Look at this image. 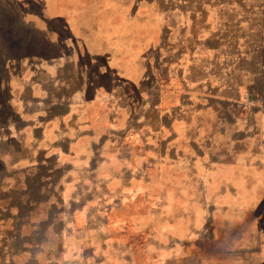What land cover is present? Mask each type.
<instances>
[{
  "label": "rangeland",
  "instance_id": "1",
  "mask_svg": "<svg viewBox=\"0 0 264 264\" xmlns=\"http://www.w3.org/2000/svg\"><path fill=\"white\" fill-rule=\"evenodd\" d=\"M0 215V264H264V0H0Z\"/></svg>",
  "mask_w": 264,
  "mask_h": 264
},
{
  "label": "crops",
  "instance_id": "2",
  "mask_svg": "<svg viewBox=\"0 0 264 264\" xmlns=\"http://www.w3.org/2000/svg\"><path fill=\"white\" fill-rule=\"evenodd\" d=\"M26 96L29 98L34 97L33 99H35L36 103L40 102V100H45L46 102L48 101L47 103H49V104L52 103V100H47V98H44L45 96H42L43 99L42 98L41 99L36 98L34 96L33 92H31L29 89L26 90ZM73 96H75V95H73ZM68 98L67 99L64 98L63 106H67L68 104H70L69 100H72V99H68ZM73 98L75 99V97H73ZM31 101L32 100H28V104ZM10 102H11V100H7L6 103L11 104ZM78 103H80L78 105H79V108L81 109V105L84 102H78ZM75 104H76V102H74V105ZM56 105H57L56 106L57 108L61 107V105H62L61 100H58ZM68 113H69V110L67 108V110L65 109L64 114H68ZM30 114L31 115H27L26 122L24 125L26 127L27 132L31 134V136H29V138H32L31 143L33 145V149H31L32 151L29 150V152L31 151L32 154H31L30 159L28 157L27 160L23 159V158L27 157L23 153L19 154V157L12 159L10 164H11V167H13V168H17V167H21V168L43 167L45 164V161H47L46 158H48V156H47L48 153L51 152L49 157L53 156V153L59 154V150L61 148L60 143H61V139H62V137H60L59 135H61L62 132L67 130V129H64V126L61 123H59L60 119H59L58 115L52 114L50 112V110H48L47 108L43 109V111L41 113H39L37 111L34 113H30ZM76 117H77V115H74L72 118L76 119ZM68 119H69V117H68ZM60 128H62L63 131H60ZM64 152H66V151H64ZM23 160H25V162Z\"/></svg>",
  "mask_w": 264,
  "mask_h": 264
}]
</instances>
